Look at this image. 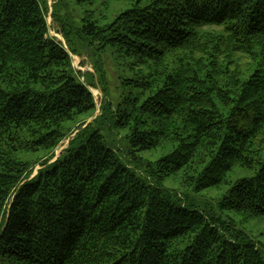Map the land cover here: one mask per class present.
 <instances>
[{
    "label": "trees",
    "instance_id": "obj_1",
    "mask_svg": "<svg viewBox=\"0 0 264 264\" xmlns=\"http://www.w3.org/2000/svg\"><path fill=\"white\" fill-rule=\"evenodd\" d=\"M237 217L264 222V0H0V264H264Z\"/></svg>",
    "mask_w": 264,
    "mask_h": 264
},
{
    "label": "rangeland",
    "instance_id": "obj_2",
    "mask_svg": "<svg viewBox=\"0 0 264 264\" xmlns=\"http://www.w3.org/2000/svg\"><path fill=\"white\" fill-rule=\"evenodd\" d=\"M55 3V0H49V5L52 6ZM51 15V14H50ZM49 15L48 23L51 26V36L56 37L58 40L63 41V37L60 33H56L55 26L53 24V19ZM73 64L75 68L83 73L82 80L84 81L85 74H92L94 76L95 82V69L94 62L92 59L88 57H79L72 56ZM104 67L107 74L108 83L106 86V98L112 103L114 106L122 103L125 98L131 97L132 94L137 95L139 93V89L135 87L134 81L137 77L135 72L131 70L128 63L123 59L118 57L114 53H107L103 57ZM93 93L96 103H97V112L94 118L88 120L93 121L97 116L101 115V107L105 104L106 100L102 90L98 88H90ZM87 126V125H86ZM85 126V127H86ZM77 133V132H76ZM75 133V134H76ZM74 134V136H75ZM104 134L106 136L107 143L109 147L115 149L117 153L120 155L122 159L126 162V143L123 140V133H116L115 131H111L108 128H105ZM70 140L67 139L61 143V145L56 149L55 154L56 158H58L61 153L68 147ZM126 150V152H124ZM55 158V159H56ZM153 157H150L148 154H142L141 158L134 160L135 165L147 164L148 161H154ZM39 166L37 167V170ZM177 180V179H176ZM165 186L167 188H171L174 190H181V185L179 181H175L173 179L166 180ZM216 191L214 190H206L200 193H190L191 200L202 209H209L214 207L215 200L213 198L216 196ZM237 221L239 223V227L243 229L246 233H248L252 238L260 241L264 244V222L263 221H252L250 223L242 222L241 217H237Z\"/></svg>",
    "mask_w": 264,
    "mask_h": 264
},
{
    "label": "water",
    "instance_id": "obj_3",
    "mask_svg": "<svg viewBox=\"0 0 264 264\" xmlns=\"http://www.w3.org/2000/svg\"><path fill=\"white\" fill-rule=\"evenodd\" d=\"M64 44H65V41H64V39H63V41H62ZM91 123V121H89L88 123H87V125H89ZM34 177V176H33Z\"/></svg>",
    "mask_w": 264,
    "mask_h": 264
}]
</instances>
